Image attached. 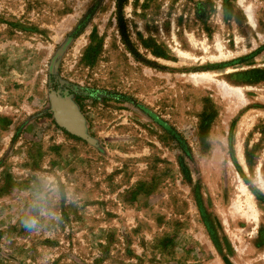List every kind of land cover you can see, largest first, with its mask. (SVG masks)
<instances>
[{
  "label": "rangeland",
  "instance_id": "374dc122",
  "mask_svg": "<svg viewBox=\"0 0 264 264\" xmlns=\"http://www.w3.org/2000/svg\"><path fill=\"white\" fill-rule=\"evenodd\" d=\"M262 171L264 0H0V264H264Z\"/></svg>",
  "mask_w": 264,
  "mask_h": 264
},
{
  "label": "clouds",
  "instance_id": "9594fccd",
  "mask_svg": "<svg viewBox=\"0 0 264 264\" xmlns=\"http://www.w3.org/2000/svg\"><path fill=\"white\" fill-rule=\"evenodd\" d=\"M256 186L260 189L264 190V171L257 173L255 176ZM32 208L35 212L39 213V215H26L22 218V225L25 229L35 232L40 230L41 227V221L40 216H51L54 219H59L58 216H56L54 213H49L44 208L40 207L37 204H33Z\"/></svg>",
  "mask_w": 264,
  "mask_h": 264
}]
</instances>
